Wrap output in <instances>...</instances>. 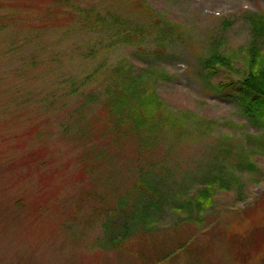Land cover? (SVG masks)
Instances as JSON below:
<instances>
[{"label":"rangeland","instance_id":"374dc122","mask_svg":"<svg viewBox=\"0 0 264 264\" xmlns=\"http://www.w3.org/2000/svg\"><path fill=\"white\" fill-rule=\"evenodd\" d=\"M141 1L0 0V264H264V148L258 128L217 89L242 77L246 16L264 0ZM95 11L141 27L146 42L139 48L89 24ZM212 41L236 61L207 77L201 60ZM122 71L155 80L185 126L144 151L114 133L104 93ZM89 92L97 100L76 118ZM89 122L97 128L88 131ZM142 165L171 199L200 191L201 209L171 204L147 241L134 231L126 247L112 248L96 208H114ZM209 169L215 182L201 178ZM212 185L206 205L200 194Z\"/></svg>","mask_w":264,"mask_h":264},{"label":"trees","instance_id":"16d2710c","mask_svg":"<svg viewBox=\"0 0 264 264\" xmlns=\"http://www.w3.org/2000/svg\"><path fill=\"white\" fill-rule=\"evenodd\" d=\"M140 3L143 2L140 0ZM73 7L75 8V6ZM150 9L149 5H147V11ZM150 13L152 14L153 11H150ZM157 19L160 18L157 17ZM86 20L89 24L92 23L104 29H114L118 33L117 37L122 42L124 39L132 40L139 48H141L142 43L146 42L144 41L145 32L137 25L134 27L120 26L114 21L115 19H110L97 11H95L94 15L88 14ZM97 20L100 23H97ZM246 20L249 23L251 40L248 45L242 47L244 54L242 77L231 82L220 83L217 89L219 91L223 90L224 95L236 104L239 114L258 128V135L255 139H258L262 143L260 146L264 148V10L261 12L254 11L246 16ZM224 21L226 22V20ZM128 27L132 28V33H129ZM146 29L150 30L148 26ZM114 43L117 44L118 41L114 40L112 44ZM156 51L160 50L156 48ZM235 61L230 53L224 52L220 48L218 42L212 41L208 46L207 53L202 56L201 66L205 76L213 77L219 68L232 67ZM115 67L118 69L121 66L116 65ZM123 73L125 72L122 71L116 76L118 79L116 86L109 88L104 93L111 94V98L105 101L107 113L105 122L110 123L108 127L114 133L117 135L122 134L124 137H129L133 140L136 138L139 141L140 151H144L154 147L161 137H165L166 132L169 133L174 129L185 126L186 123L183 117L174 113L168 103L158 95L156 90L157 82L155 80L145 81L140 75L135 76L131 73H127L123 77ZM72 87L74 94H78L79 87ZM97 94L100 99H104L103 93L97 92ZM96 100L97 96L93 92L87 93L80 108H75V117L82 119L84 117L82 109L85 110L89 104ZM193 117L196 118L195 116ZM202 121L207 124V128H204L203 133H208L207 129L212 123L206 119H202ZM85 125L88 126V131L97 128V122H89ZM102 129L107 132L106 125ZM86 131L83 130V132ZM91 137L92 135H90ZM91 154L88 156L93 159L94 155L91 156ZM244 163H248V161L244 159ZM148 165L139 167L140 171L136 172V178L133 181L131 190L118 194L120 196L119 199H117V196L114 198V208H96L95 212L99 216L102 217L105 214L108 218V223L101 222V224L104 229L105 242L107 245H111L112 248L121 249L126 247L125 238L134 231L139 235L138 237L147 241L152 235L151 232L155 223L158 222V219H162L165 212H167V207L171 204L174 209L187 210L188 213L190 212L188 210L190 202L191 204L194 203L196 211L201 209V202L195 199V196L200 191L189 201L171 199L170 192H162V190L169 191V188L163 189L165 184L149 183L150 177L147 175ZM211 172L212 169H209L201 176V178L204 175L206 176V179H208L207 183H212V179L215 182L219 176L211 175ZM218 179L220 180L221 178ZM202 191L200 198L206 205H209L213 201V198L211 199L209 195V193L214 191L213 185L207 186ZM181 194V191L176 193L177 196ZM111 195H115V191ZM90 218L98 221L96 215H91ZM117 221L119 227L116 231ZM121 229H124V232L122 231L119 234Z\"/></svg>","mask_w":264,"mask_h":264}]
</instances>
